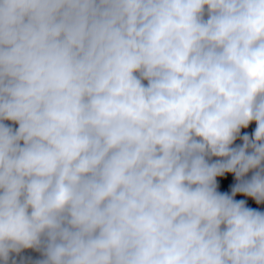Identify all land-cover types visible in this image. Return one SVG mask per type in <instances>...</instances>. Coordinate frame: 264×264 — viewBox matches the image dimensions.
<instances>
[{
	"label": "clouds",
	"instance_id": "9594fccd",
	"mask_svg": "<svg viewBox=\"0 0 264 264\" xmlns=\"http://www.w3.org/2000/svg\"><path fill=\"white\" fill-rule=\"evenodd\" d=\"M264 264V0H0V264Z\"/></svg>",
	"mask_w": 264,
	"mask_h": 264
},
{
	"label": "trees",
	"instance_id": "16d2710c",
	"mask_svg": "<svg viewBox=\"0 0 264 264\" xmlns=\"http://www.w3.org/2000/svg\"><path fill=\"white\" fill-rule=\"evenodd\" d=\"M17 264H19V263L17 262Z\"/></svg>",
	"mask_w": 264,
	"mask_h": 264
}]
</instances>
